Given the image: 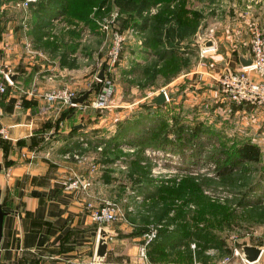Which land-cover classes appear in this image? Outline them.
<instances>
[{
  "label": "crops",
  "instance_id": "obj_1",
  "mask_svg": "<svg viewBox=\"0 0 264 264\" xmlns=\"http://www.w3.org/2000/svg\"><path fill=\"white\" fill-rule=\"evenodd\" d=\"M16 2L17 0H3L4 10L0 12V69L16 75L14 85L8 88L0 101L4 112L2 123L7 127L9 137V140L0 143V163L5 166V162H11L10 166H5L0 172L1 208L6 213L0 245V264H88L96 257L99 231L98 225L91 220L86 205H98L102 201L110 200L103 197L101 187L110 186L115 175L112 170L128 169V165L121 161L105 162L106 156L102 153L105 143H96L113 137L118 123L129 118L132 110H126V117L116 121L112 113L110 117L100 115V109L93 107L92 104L99 101L101 96V92L94 90L100 83L94 81V76L104 65L105 57L103 56L100 70L94 73L92 61L97 59L96 50H86V46L94 43L91 38L87 42L82 41L83 22H67L63 16L52 17L44 24L41 42H38L34 35L35 24L31 14L37 0L30 5L25 17L17 11L14 6ZM113 7L114 5L111 8ZM24 18L26 31L22 27ZM54 18H61L70 24L80 23L81 29H60L53 40H48L49 30L52 28L51 20ZM46 42H55L56 48L51 46L44 49L42 44ZM25 44H29L27 49ZM242 44L245 46L246 43L241 40L239 44L236 43L238 49L234 51V59L226 58L223 65L231 69L240 67L239 55L247 54L240 51ZM129 47L134 50L131 52L133 56L125 51L129 59L134 57L135 61H132L140 66L149 63V57L145 53L136 51L139 47L133 40ZM132 61H125L107 77L112 92L103 104L104 108L118 107L114 103L123 98L121 90L124 89V83L131 85L132 93L138 89L142 91L134 86V76L127 72L131 69ZM204 67L199 66L197 71L182 73L151 95L145 92L140 99L133 100L135 103L131 102L125 108L148 103L162 90L167 93L169 102L176 101L175 93L169 87H181L180 84L185 81L186 84L196 82L192 79H197V75H202L200 79L206 83L216 73L214 68ZM189 86L195 87L191 84ZM60 87L71 88L79 96L91 92L82 108H66L56 115L55 110L48 108L41 95L45 91ZM31 90L34 95L26 96L25 93ZM170 92L173 94L171 98L168 94ZM235 112L242 124L246 121L253 124L251 126L256 131L251 132L255 134L264 126V111L238 107ZM62 113H65L63 117ZM110 118L112 120H108ZM106 120L114 123L112 130L103 128ZM262 135L264 137V131L258 137ZM84 145L87 148L83 151L98 165L96 172H91L88 164H77L63 158L70 151L82 150ZM128 145L123 143L118 146V150L123 154H133L136 148ZM114 150L116 149L112 145L110 151ZM31 154L35 155L33 160H30ZM73 176L88 182L87 189L79 193L65 191L62 182ZM107 178L110 181H105ZM103 230L109 237L107 255L101 264H128L123 259L112 257V253L108 252L114 247L116 240L112 231H108L106 227ZM119 230H123L122 227ZM118 242L121 245L125 243ZM128 250L121 247L122 253H127Z\"/></svg>",
  "mask_w": 264,
  "mask_h": 264
},
{
  "label": "rangeland",
  "instance_id": "obj_2",
  "mask_svg": "<svg viewBox=\"0 0 264 264\" xmlns=\"http://www.w3.org/2000/svg\"><path fill=\"white\" fill-rule=\"evenodd\" d=\"M190 3L195 10L201 13L202 20L192 37V43L186 45L187 43L185 42L181 47L183 49L181 51L182 58L188 60V69L186 71H197L199 66L203 68L208 66L211 69L214 68V73L216 74L208 78L206 83L203 79H200L202 75H197V79H192V81L195 80L196 82H188L186 84L184 80L185 83H181V87L179 85L177 87H169L173 89L174 92L172 93H175L176 101L166 102L160 114L167 119L170 131L177 124L174 121L175 119H173L176 117L179 123L189 126L185 133H199L202 147L198 149V146L192 143L190 147L186 145L181 147L182 152H175L172 149L162 151L148 147L144 149L143 158L140 162V165L148 173L146 177L142 176L143 178H140L145 181L138 182L137 177H134L133 180L135 181L130 180L127 177L129 168L127 170L115 169L112 170L115 175L112 177L110 186L101 187L103 197L116 203L119 208L118 220L106 227L108 231H112L113 238L116 240L114 247H111L108 252L112 253V257L123 259L128 264H179L176 261V256L170 258L173 260L172 262H151L148 258V245L143 256L140 249L144 245V236L153 229L157 230L152 241L156 239L160 231L172 233L177 225L185 223L193 225L197 222V226L201 228L206 227L207 224L212 228V234L216 237L212 243L206 244L204 250L202 249L203 244H199L195 239L182 244L177 249L179 252L178 258L180 255L182 258L188 259L185 264H219L220 259L228 254L227 250L231 251L234 247L239 248L263 243V240L257 239V237L264 234V223L255 217V213L259 208L264 207V184L263 181L257 183L259 177L264 174V137L263 135L258 137V134L264 131V126H262L258 134L257 132L255 134L256 130L255 128L253 130L251 126L253 124L249 121L242 124L239 116L235 114V110L238 107H229L231 112L228 113L226 108L228 105L225 101H221L222 96L218 91L216 81L221 72H223L222 66L225 64L226 58L234 59L235 50L238 49L236 43L239 44L240 40L242 43H246L245 46L242 44L240 51L248 53L250 51L253 27L257 26L264 33V0H190ZM112 4L113 0H110L107 4L109 10ZM156 5H159V12L162 5L160 3ZM156 15L144 17L148 18ZM92 17H97L93 15V11L90 16L91 20ZM121 17L119 16L118 18L119 22ZM148 25L149 23H147ZM126 29L121 22L118 24L120 32ZM210 29H213L214 33L208 36L207 33ZM91 33L92 35L90 36L94 44L86 46V50H89V48L96 50L95 57L97 59L92 61L94 73H96L102 66L103 56L105 57L108 52L110 42L108 37L98 32L96 28H91ZM205 36H207L205 40L213 41L216 48L215 51L211 50L212 52L200 57V40L198 38ZM227 37L228 41H226ZM129 46H127L128 49L125 47V51L130 54L132 50L129 49ZM131 48L133 47L131 46ZM153 61L154 59H151L150 62ZM218 71L220 74H217ZM165 84L162 79H158L150 83L147 89H142L141 92L138 89V91L132 93L131 85L124 83V89L121 90L124 96L121 101L114 103L118 107L107 109L103 106V108L98 110L100 111L99 114L110 117V113H112L115 115L116 121L123 119L126 117V110H132L133 114L139 109V104L126 109L125 106L127 104L135 103L133 100L140 99L145 92L151 95L161 90ZM190 84L195 87H190ZM134 86L140 87L136 82ZM172 93H168L170 98L173 95ZM108 120H112V118ZM108 120L103 123V125H106L103 128L112 130L114 123H109ZM203 128L208 129L209 132L203 134L205 132ZM252 130L254 132H251ZM170 133L174 134V132ZM206 135L211 136L209 138ZM171 139H174V135H171ZM244 140H254L253 142L260 147L262 151L261 162L251 165L244 171L239 168L233 170L234 173L232 175L241 176V178L243 176L245 180H226V178H222V180L218 172L220 166L217 158L212 156L223 147H226L227 150V148ZM182 141L184 143V139ZM156 152L159 154H155ZM125 158L127 157L122 156L121 159ZM131 159H133V156ZM186 178H192L201 185V196L206 203L225 208L227 213L234 216V220L218 228L210 226L207 221V223L199 221L203 210L201 202L183 199H176L173 202L166 203V207L170 209L165 212L164 216H161L164 204L154 202L137 190L140 187L149 186L153 193L155 188L161 186L176 187ZM259 183L263 184V187L260 189L255 188ZM258 196L260 197L259 203L255 202ZM136 197H139L141 202L136 203L134 200ZM129 206L133 207V212L128 213L127 208ZM180 210L185 214L184 218L179 215ZM203 219L208 220L209 216H203ZM158 225L161 227H158ZM125 226L127 229H125ZM120 227L123 230H119ZM137 228L142 230L139 237L130 238V234ZM118 241H124L125 243L121 245ZM109 242L111 243V241ZM191 244L195 245L194 249L190 247ZM121 247L128 248V252L122 253ZM210 251L215 254L209 255ZM166 254V256H172L175 251L166 252ZM130 259L134 260V262H131ZM229 264H236V262L232 261Z\"/></svg>",
  "mask_w": 264,
  "mask_h": 264
},
{
  "label": "trees",
  "instance_id": "obj_3",
  "mask_svg": "<svg viewBox=\"0 0 264 264\" xmlns=\"http://www.w3.org/2000/svg\"><path fill=\"white\" fill-rule=\"evenodd\" d=\"M110 0H37L36 5L31 11L34 19V35L37 36L38 42H41L42 29L44 24L52 17L63 16L67 19V22L80 21L85 25H88L92 29L96 28L93 17L90 18L94 8L100 9L101 7L108 8ZM160 3L162 5L158 14L154 17H144L143 13L151 8L153 5ZM120 12V22L122 26L126 28L135 27L141 34L142 44L139 49L149 57V63L146 66H140L132 61L130 72L134 76L133 82L139 84V88L147 89L150 83L155 80L162 79L166 84L180 76L182 73L187 72L188 69L186 59L182 58L181 47L186 42V45L192 43V37L196 32L202 15L195 10L190 0H113V4ZM97 17L100 12L95 14ZM123 18V19H122ZM119 22V23H120ZM147 23L149 25L147 26ZM55 42H46L42 44L44 49L48 47L56 46ZM56 48V47H55ZM135 50V47L132 48ZM132 50V52H134ZM135 51V53H136ZM154 59L153 62H150ZM103 83H98L95 91L101 92ZM9 88V87H8ZM8 90V89H7ZM163 107L149 106L148 103H142L139 105L137 112L133 113L129 118H126L118 123L115 134L108 140H99L96 144L105 143L104 151L102 152L105 157V162L121 161L128 165L127 177L133 180L137 177L138 182L145 181L142 176L146 177L148 173L140 165L144 149L151 147L159 150L172 149L175 152H182L181 147L191 146L192 143L201 149L202 143L199 138V133H185V130L189 128L187 124L179 123L177 118L174 117V121L177 123L172 131H170L167 119L160 114ZM62 117L65 113L61 114ZM203 134L209 132L205 129ZM170 132H174L170 133ZM171 135H174V139H171ZM210 136L211 135H206ZM184 139V143L182 141ZM0 138V143L5 142ZM176 141V142H173ZM123 143H128L129 147H135V154H123L118 150V146ZM18 144H21L18 142ZM1 145V144H0ZM114 145V150L111 152V147ZM1 148V147H0ZM217 153V154H216ZM214 156L217 158L219 164L218 172L219 176L226 178V180H245L242 176L232 175L234 169L246 170L253 164H259L261 161V149L260 147L251 142V140H244L240 143H236L230 148L223 147L219 152H216ZM122 156L127 158L121 159ZM133 156V159L131 157ZM135 157V158H134ZM11 162H5V166H10ZM139 177V178H138ZM147 180V179H146ZM223 180V179H222ZM105 181H110L108 178ZM135 181V180H133ZM259 181H263L264 174L259 177ZM256 183V184H257ZM262 184V185H263ZM254 185V184H252ZM260 183L255 188H262ZM201 185L192 178H186L182 180L176 187L161 186L151 190V187H140L138 192L149 197L156 203H162V205L173 202L176 199H183L187 201H200L202 206V213L199 221L208 222L210 226L218 228L219 226L230 223L234 220V216L227 213L225 208L211 205L206 203L201 196ZM254 188V189H255ZM259 198V199H258ZM260 197H256L255 202L259 203ZM161 212V216L165 214L170 208L165 205ZM129 213V212H128ZM179 215L182 218L185 214L179 211ZM203 216H209V219H203ZM255 217L260 219L264 223V207L259 208ZM206 222V223H207ZM136 228V227H135ZM212 228L207 224L206 227H198L197 222L193 225L179 224L172 233L166 231H160L154 241L148 244V258L151 262L167 261L172 262L170 258L176 256V261L179 264H185L188 259L182 258L178 254L177 249L186 242H190L195 239L202 245L204 250L207 243H212L215 240V235L212 234ZM142 230H135L130 234V238L141 234ZM125 238V236H124ZM175 251L172 256H166V252ZM228 254L231 251H226ZM174 261V262H176ZM182 262V263H181Z\"/></svg>",
  "mask_w": 264,
  "mask_h": 264
},
{
  "label": "built area",
  "instance_id": "obj_4",
  "mask_svg": "<svg viewBox=\"0 0 264 264\" xmlns=\"http://www.w3.org/2000/svg\"><path fill=\"white\" fill-rule=\"evenodd\" d=\"M3 0H0V12L4 10ZM36 0H17L14 4L17 11H19L24 17L27 14L28 9L32 3H35ZM159 5L149 8L143 13V16H152L158 13ZM100 12L98 17L93 18V22L96 26L98 32L105 34L110 42L108 52L105 55L104 65V74L105 79L112 75L118 67L121 66L125 61L129 62L134 60V57L131 59L128 58V55L125 54V47L130 45V41L133 40L137 47H141L142 38L140 32L134 28L130 27L124 31L118 30L119 24V10L116 6L111 8L109 11L106 7H101L100 9L94 8L93 15ZM52 28L49 30L48 40H53L57 36L59 30H80V23L70 24L62 20L61 18H54L51 20ZM23 31L27 30L26 19L22 21ZM82 41L87 42L91 38V28L88 25L83 24V30L81 31ZM214 33L213 29L208 31V36ZM205 37H199L201 41L205 40ZM211 38V37H210ZM212 39V38H211ZM29 44H25L27 49ZM216 47L199 49V56L203 57L208 52L215 51ZM3 50V49H2ZM253 63L248 67H239L238 69H231L227 65H223L221 75L216 81V86L218 91L222 96L221 101H225L228 105L227 111L231 112L230 108L234 107H248L254 110L264 111V33H262L257 26H254L251 31V43L249 51ZM134 55V54H133ZM132 54L130 56H133ZM135 61V60H134ZM8 72L0 69V101L1 98L6 94L8 87L14 85L8 78ZM98 75V74H97ZM97 75L94 76V81L98 82ZM161 92L165 93L166 102H169L167 93L162 90ZM26 96H33V91L25 93ZM79 97L77 93L68 87L53 88L49 91L42 93L41 98L45 101L49 109L55 110L56 115L61 113L64 109L70 107H83L82 105L72 104L73 99ZM101 97V96H100ZM95 101L92 105L95 109L103 108V104L100 101ZM4 112L0 103V138L2 140H9L8 129L2 123ZM87 148V145H84L82 150H73L63 155V158L73 161L77 164H88L91 172H96L98 170V165L92 161V157L85 153L83 150ZM101 151V148L97 149ZM148 153V152H147ZM155 154H159L156 152ZM35 158L34 154L30 155V160ZM89 186L88 182L83 181L77 176H73L70 179H66L62 182V187L65 191L79 193L84 191ZM136 203L141 202L139 197L134 199ZM86 208L88 209L89 216L91 220L98 225V231L103 230V227H108L109 225L115 223L118 220L119 208L111 200H105L95 204H87ZM133 207L129 206L127 208L128 212H133ZM158 227H161L158 225ZM157 229H153L151 232H148L144 236V245H142L140 251L141 255H144L146 246L155 238V233ZM257 239L263 240V243L250 245L256 247L259 250V255L256 261L250 262L246 259L244 254V247L231 249V253L224 255L219 264H229L232 261H235L236 264H264V234L258 236ZM192 249L195 248L194 244H191ZM209 255H214V252L208 253ZM102 260L97 259L96 257L89 262L88 264H101ZM200 264V263H193Z\"/></svg>",
  "mask_w": 264,
  "mask_h": 264
},
{
  "label": "water",
  "instance_id": "obj_5",
  "mask_svg": "<svg viewBox=\"0 0 264 264\" xmlns=\"http://www.w3.org/2000/svg\"><path fill=\"white\" fill-rule=\"evenodd\" d=\"M213 47H214V42L211 40H203L200 42V48L202 49L213 48ZM238 61H239L240 66L243 68L251 66L253 63L250 53H247L246 55H239ZM8 78L11 82H14L16 80V75L13 73H9ZM97 80L98 82L103 83V89L101 91L100 101L102 102V104H105L111 95L112 86L110 82L105 79L104 68H101V70L99 71L97 75ZM90 92L91 91L84 93L80 95L79 97L73 99L72 104L82 105ZM165 103H166L165 93L160 92L148 102V105L153 106V107H161ZM5 168L6 167L2 166L0 163V172L2 171V169H5ZM5 215L6 213L2 211V208H1V190H0V245L2 242L3 220H4ZM108 237H109L108 233H106L104 230H101L99 232V238H98V243H97V248H96V257L97 259L102 260V261L107 255ZM243 251L248 261L254 262L257 260L258 255H259V250L256 247L245 246Z\"/></svg>",
  "mask_w": 264,
  "mask_h": 264
}]
</instances>
